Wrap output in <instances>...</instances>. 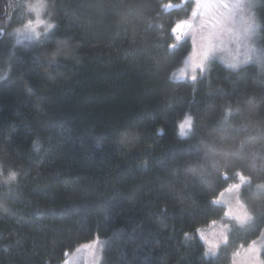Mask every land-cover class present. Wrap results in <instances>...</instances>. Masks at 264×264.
Here are the masks:
<instances>
[{
    "label": "trees",
    "instance_id": "obj_1",
    "mask_svg": "<svg viewBox=\"0 0 264 264\" xmlns=\"http://www.w3.org/2000/svg\"><path fill=\"white\" fill-rule=\"evenodd\" d=\"M25 1L0 0V170L18 173L0 180V264H64L98 237L101 264H227L264 228L255 181L242 190L254 220L233 225L217 256L183 233L220 211L214 178L200 173L206 154L250 174L264 166V68L213 63L195 87L172 83L187 45L169 52L182 12L162 0H49L57 27L15 44ZM185 111L195 122L181 140Z\"/></svg>",
    "mask_w": 264,
    "mask_h": 264
},
{
    "label": "clouds",
    "instance_id": "obj_2",
    "mask_svg": "<svg viewBox=\"0 0 264 264\" xmlns=\"http://www.w3.org/2000/svg\"><path fill=\"white\" fill-rule=\"evenodd\" d=\"M48 7L49 0H26L25 14L31 15L23 24L13 28L11 35L15 37V44L39 40L57 27L52 15H46ZM262 7L264 0H162L160 8L165 13L173 10L182 12L179 17H173L168 29L171 36L167 45L169 52L177 50L185 41L189 44L178 64L169 71L168 79L175 84L188 83L195 87L198 80L208 74L213 63L232 72L250 65L264 68ZM157 27L162 29L164 25ZM2 34L3 29H0ZM6 77L7 72L0 76V82ZM230 111L225 108L226 117ZM194 122V115L185 111L176 120L177 137L181 140L191 138ZM157 134L163 135L162 126H158ZM251 157L258 158V153L252 152ZM200 173L214 178V191L208 195V201L220 211L195 225L194 229L185 231L183 240L187 243L198 238L207 259L217 256L220 248L229 244L233 225L244 227L254 220L248 203L242 197V190L255 181V190L264 191V166L253 164V174L246 173L224 154L214 152L211 156H204ZM17 176L15 170H9L7 175L0 170V180L5 183L15 181ZM106 243V240H100L99 246L76 248L64 264H101ZM227 264H264V228L246 244L238 242L230 251Z\"/></svg>",
    "mask_w": 264,
    "mask_h": 264
},
{
    "label": "rangeland",
    "instance_id": "obj_3",
    "mask_svg": "<svg viewBox=\"0 0 264 264\" xmlns=\"http://www.w3.org/2000/svg\"><path fill=\"white\" fill-rule=\"evenodd\" d=\"M25 3H26V1H25ZM189 6H190V5H189ZM30 15H31L30 13H29V14H25V4H24V6L21 8V10H19V15L15 18V22H19L18 25H21V24L24 23V21H25L26 18H30ZM18 25H17V26H18ZM23 42H27V40H25V41H23ZM184 43L187 45V48H186V51H187L188 48H189V44H188L187 41H185ZM96 239L104 240V239L99 238V237L96 238ZM93 240H94V239H93ZM93 240H92V241H93ZM92 241H90V242H86V243H83V244H90ZM83 244L78 245L76 248H81V245H83ZM97 246H99V244H97ZM103 246H104V245H103ZM76 248H74V249L72 250V252L68 255V260H70L72 254L75 252ZM103 248H104V247H103Z\"/></svg>",
    "mask_w": 264,
    "mask_h": 264
},
{
    "label": "snow or ice",
    "instance_id": "obj_4",
    "mask_svg": "<svg viewBox=\"0 0 264 264\" xmlns=\"http://www.w3.org/2000/svg\"><path fill=\"white\" fill-rule=\"evenodd\" d=\"M100 243L99 239H94L90 244H83L81 245V248H87L89 245H97Z\"/></svg>",
    "mask_w": 264,
    "mask_h": 264
}]
</instances>
